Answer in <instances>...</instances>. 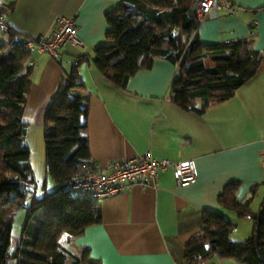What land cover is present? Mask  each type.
Wrapping results in <instances>:
<instances>
[{"label":"crops","instance_id":"1","mask_svg":"<svg viewBox=\"0 0 264 264\" xmlns=\"http://www.w3.org/2000/svg\"><path fill=\"white\" fill-rule=\"evenodd\" d=\"M231 1L232 13L198 12L200 41L248 39L262 51V59L255 75L232 96L198 113L172 100L177 66L165 58L155 57L150 67L129 78L125 88L113 85L93 65L94 51L106 42L110 29L105 15L118 8L120 0H0L2 6L12 4L3 17L15 33L49 35L56 20L68 16L75 19L85 44L62 45L63 64L47 53H31L32 81L23 114L27 125L44 123L63 68L68 70L76 57L85 56L78 74L88 95L90 157L99 166L109 160L124 162L145 151L173 161L192 158L196 164L197 178L189 186H178L168 167L159 171L155 183H133L99 199L101 222L67 241L64 245L70 251L87 246L102 264H186L185 245L201 234L203 211L215 209L233 223L244 222L242 231L234 223L232 240L251 235L250 217L221 208L218 196L227 184L237 182L239 200L248 198L255 187L253 211L264 199V0ZM206 264L247 263L213 256Z\"/></svg>","mask_w":264,"mask_h":264},{"label":"trees","instance_id":"2","mask_svg":"<svg viewBox=\"0 0 264 264\" xmlns=\"http://www.w3.org/2000/svg\"><path fill=\"white\" fill-rule=\"evenodd\" d=\"M120 2L106 13L110 27L106 42L96 47L91 59L98 72L117 87L125 88L129 78L150 67L155 57L165 58L177 66L172 100L184 110L202 113L211 103L232 96L259 68L262 51L254 49L251 40L200 41L197 0ZM11 7L0 5V16ZM17 35L21 34L10 27L8 32L0 31V264H102L89 247L72 252L64 245L102 219L97 200L64 191L90 158L88 95L78 74V65L86 57H76L68 70L63 68L45 110V170L57 188L40 195L25 143L28 125L23 120L32 81L28 65L32 52L11 45ZM237 185L227 184L218 201L221 208L253 220L251 235L232 240L235 224L221 210H205L201 234L184 247L186 264H206L213 256L264 264V199L253 211L255 187L248 198L239 200ZM18 207L25 209L26 221L12 246Z\"/></svg>","mask_w":264,"mask_h":264},{"label":"built area","instance_id":"3","mask_svg":"<svg viewBox=\"0 0 264 264\" xmlns=\"http://www.w3.org/2000/svg\"><path fill=\"white\" fill-rule=\"evenodd\" d=\"M197 10L202 15H213L217 11L232 13L234 8L231 0H197ZM0 31H9L3 16H0ZM66 43L81 47L85 45L79 38L75 19L68 16L59 17L49 35L36 37L17 35L11 45L23 47L31 52H44L60 61V48ZM168 167H172L173 177L178 186H189L196 181L197 169L194 159L173 161L169 158H156L151 151H145L124 162L109 160L102 167L90 157L87 162L80 165L76 180L64 187V191L75 196L98 200L113 196L133 183L142 186L155 183L159 171Z\"/></svg>","mask_w":264,"mask_h":264},{"label":"rangeland","instance_id":"4","mask_svg":"<svg viewBox=\"0 0 264 264\" xmlns=\"http://www.w3.org/2000/svg\"><path fill=\"white\" fill-rule=\"evenodd\" d=\"M25 143L30 148V164L32 168V174L34 176L37 194L43 195L45 193L54 191L57 188V183L48 174H46L45 170L44 123L41 125H28ZM43 211L44 209L41 210L40 214H42ZM25 221V209L23 207L16 208L13 220L12 246L17 242V237L19 236ZM251 221L253 220L251 219ZM234 223H239L240 229L238 231L243 230L245 226L244 222ZM251 223L253 226V222ZM245 238L246 237H242L241 240Z\"/></svg>","mask_w":264,"mask_h":264},{"label":"bare ground","instance_id":"5","mask_svg":"<svg viewBox=\"0 0 264 264\" xmlns=\"http://www.w3.org/2000/svg\"><path fill=\"white\" fill-rule=\"evenodd\" d=\"M8 26H9V25H8ZM91 199H92V198H91ZM95 200H97V199H95ZM98 200H99V199H98ZM98 200H97V201H98Z\"/></svg>","mask_w":264,"mask_h":264}]
</instances>
